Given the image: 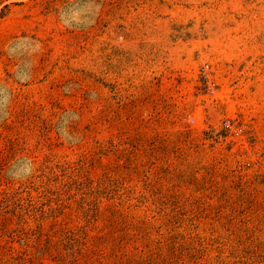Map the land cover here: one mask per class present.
<instances>
[{
	"label": "rangeland",
	"instance_id": "rangeland-1",
	"mask_svg": "<svg viewBox=\"0 0 264 264\" xmlns=\"http://www.w3.org/2000/svg\"><path fill=\"white\" fill-rule=\"evenodd\" d=\"M0 264H264V0H0Z\"/></svg>",
	"mask_w": 264,
	"mask_h": 264
}]
</instances>
